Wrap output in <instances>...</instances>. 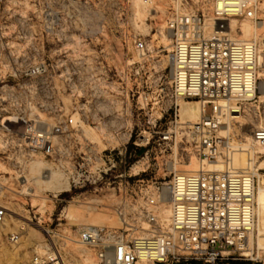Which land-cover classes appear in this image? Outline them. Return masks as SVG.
<instances>
[{
	"label": "rangeland",
	"instance_id": "1",
	"mask_svg": "<svg viewBox=\"0 0 264 264\" xmlns=\"http://www.w3.org/2000/svg\"><path fill=\"white\" fill-rule=\"evenodd\" d=\"M210 2L182 0L181 6L204 13L205 33L212 24ZM257 2L253 18L224 21L234 22L224 35L230 40L257 42L255 98L229 122L230 148L204 160L188 132L201 119L200 102L169 95V0H0V205L6 209L0 264H28L33 255L55 249L63 264H96L94 251L78 241L79 230L145 233L142 208L155 187L157 223L165 228L169 201L160 196L174 171L213 170L207 162L217 160L221 172L264 175L254 140L251 169L243 168L240 150L247 134L264 125V0ZM240 24L254 25V32H243ZM138 40L145 49L135 47ZM69 117L67 132L50 140L51 154L34 148L37 134L53 135ZM48 174L56 183L59 174L66 176L69 190L51 193L43 178ZM10 218L18 222L11 231L3 228ZM11 232L20 235L16 243L7 238ZM249 247L251 258H235V264H264V234L257 237L255 225ZM162 264L206 263L183 254Z\"/></svg>",
	"mask_w": 264,
	"mask_h": 264
},
{
	"label": "built area",
	"instance_id": "2",
	"mask_svg": "<svg viewBox=\"0 0 264 264\" xmlns=\"http://www.w3.org/2000/svg\"><path fill=\"white\" fill-rule=\"evenodd\" d=\"M169 1L165 16L172 32L169 95L174 100L194 98L200 102L201 119L189 125L188 132L194 137L198 157L209 160L220 154V149L230 148L229 133L222 137L216 133L234 115H240L244 103L254 100L258 82L256 40H230L220 30L228 17L253 18L258 2L211 0L212 24L205 33L203 12L183 11L182 0ZM135 47L143 50L146 45L138 40ZM72 123L69 117L53 127V135L48 136L45 131L37 134L34 148L51 154V138L64 135ZM251 137L262 151L264 170V125L254 127ZM256 173L257 170L174 171L167 184L169 215L165 228L157 223L160 192L155 187L142 208L148 226L145 233L128 235L116 229L85 226L78 232V241L94 251L96 264H162L183 254L206 264L251 258L249 236L257 218ZM5 214V207L0 205V226ZM7 238L16 243L20 235L11 232ZM62 262L55 249L33 255L28 264Z\"/></svg>",
	"mask_w": 264,
	"mask_h": 264
},
{
	"label": "bare ground",
	"instance_id": "3",
	"mask_svg": "<svg viewBox=\"0 0 264 264\" xmlns=\"http://www.w3.org/2000/svg\"><path fill=\"white\" fill-rule=\"evenodd\" d=\"M227 19V18H226ZM225 19V20H226ZM238 26V25H237ZM241 30L243 32H254V25H250V24H240L239 25ZM234 27V22L233 24H229V23H225L223 25V28L220 30L222 32V35H228L229 34V30H231L232 28ZM235 40V39H234ZM243 40H247V39H236L235 41H243ZM258 60H259V57H258ZM191 108H194L195 109V106H192ZM197 110V109H196ZM239 115H234L233 118H237ZM218 120H220V118L218 117L217 118ZM200 121V120H199ZM198 123V122H196ZM228 126V125H227ZM227 126H222L221 128L219 127L220 131L219 133L221 134H226L228 131H229V128ZM247 143L246 144H242L240 146V150L243 151L245 158H244V167L245 169H251L252 168V159H251V156L252 154L255 153V149L256 148H253L252 145H251V141H253L252 137H251V134H247ZM208 165L210 167L213 168V170H219V168L217 167V160L216 161H209L207 162ZM220 165V164H218ZM261 167L263 165V162H261L259 164ZM241 167V169H242ZM237 169V167H233V169ZM221 169V168H220ZM223 170V169H222ZM247 171V170H246ZM255 171V170H253ZM228 172H244L243 170H230ZM257 175V180H258V174L256 173ZM60 177H58L60 179V181H58V183H56V180H57V176L54 177L53 175H45L43 176L44 178V183H47V187H48V190L53 193V194H56V193H59V192H65V191H68L69 190V182H68V179L66 176H62V174H59ZM58 179V180H59ZM259 186H256V193H255V199H256V215H257V222L255 223V226H256V235L257 237L259 235H262L264 234V175H261L259 176ZM161 201H169V195H168V191H166L165 189L161 192ZM168 215H169V210H168ZM65 216V215H64ZM5 217H6V214H5ZM17 220H15V218H10L6 223L5 225L3 226V228L5 230H13L17 224ZM258 244H259V241H261L262 239L258 238Z\"/></svg>",
	"mask_w": 264,
	"mask_h": 264
},
{
	"label": "trees",
	"instance_id": "4",
	"mask_svg": "<svg viewBox=\"0 0 264 264\" xmlns=\"http://www.w3.org/2000/svg\"><path fill=\"white\" fill-rule=\"evenodd\" d=\"M231 263H232V264H235L236 262H234V259H231Z\"/></svg>",
	"mask_w": 264,
	"mask_h": 264
}]
</instances>
